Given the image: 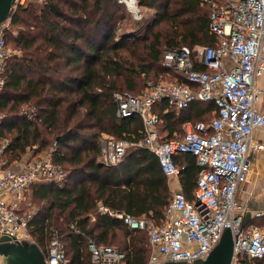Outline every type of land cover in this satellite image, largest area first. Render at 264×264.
I'll list each match as a JSON object with an SVG mask.
<instances>
[{
	"label": "trees",
	"instance_id": "16d2710c",
	"mask_svg": "<svg viewBox=\"0 0 264 264\" xmlns=\"http://www.w3.org/2000/svg\"><path fill=\"white\" fill-rule=\"evenodd\" d=\"M76 1L81 8L74 7L73 14L62 8L64 0H47L30 1L11 15L16 33H6L7 45L21 54L6 64L0 139H8L10 162L20 161L27 148H33L34 156L51 149L52 161L68 173L62 184L39 183L30 189L35 209L27 231L44 254L56 230L70 264H90V242L114 244L127 264H145L150 253L146 232L130 229L109 211L160 223L171 188L155 154L137 144L144 134L141 117L118 116L114 93L139 95L150 75L158 82L186 83L181 72L163 65V50L216 45L217 36L208 31L211 6L203 0H137L154 14L136 19L133 39L126 40L112 38L118 0ZM22 105L37 109L34 120L17 113ZM153 111L160 140H168L183 135L185 122L210 121L217 106L193 101L176 109L161 99ZM101 134L130 144L118 164L97 159ZM173 158L182 192L192 200L197 157L184 152ZM101 205L108 211H99ZM239 264H264V257H242Z\"/></svg>",
	"mask_w": 264,
	"mask_h": 264
},
{
	"label": "built area",
	"instance_id": "2783aa9c",
	"mask_svg": "<svg viewBox=\"0 0 264 264\" xmlns=\"http://www.w3.org/2000/svg\"><path fill=\"white\" fill-rule=\"evenodd\" d=\"M30 1L47 0H14L9 17L0 23V90L6 81L7 60L17 53L6 41L11 15ZM203 1L211 6L208 31L217 36L216 45L194 49L179 45L163 50V65L181 72L187 82L160 81L148 85L139 95L114 93L118 116L137 113L141 117L144 134L137 144L155 154L167 178L179 174L173 158L178 153L195 155L200 167L192 200L186 199L181 190L172 191L160 223L145 215L109 211L130 229L146 232L150 253L145 264H193L203 260L225 229L233 240L229 264H239L242 257H264V207L250 209L236 199L253 153L264 149V139L253 140L255 131H264V106H258L264 99V83H258L264 77V0ZM118 2L131 13L137 12L135 0ZM161 99L176 109L193 101H213L216 115L208 122H185L181 137L160 140L153 105ZM33 113L30 110L26 117L32 119ZM3 120L0 112V126ZM129 145L126 140L110 137L103 163L118 164ZM7 146L8 139H0V241L34 242L27 231L34 210L29 209L26 195L35 184H62L68 173L52 161L51 149L22 166L11 167L5 157ZM98 209L108 211L102 205ZM247 213L262 223L246 225ZM51 234L45 262L70 264L58 232L53 230ZM89 249L90 264H127L125 254L113 246L90 242Z\"/></svg>",
	"mask_w": 264,
	"mask_h": 264
},
{
	"label": "rangeland",
	"instance_id": "374dc122",
	"mask_svg": "<svg viewBox=\"0 0 264 264\" xmlns=\"http://www.w3.org/2000/svg\"><path fill=\"white\" fill-rule=\"evenodd\" d=\"M64 3L62 8L66 11H68L69 13L71 12L73 14V10L72 9H75L74 7H77V9L81 8V5L75 0H64ZM125 5V4H124ZM120 4L119 3V6L116 7V10H115V19L113 20L112 24H111V28H112V38L113 39H117V38H120L122 37L123 39H133V33H132V30H135V27H137L135 25V22H136V19H139L141 16H144V17H147L149 18L152 14H154V11L152 9H148V8H145V7H141V6H137V12L135 11V13H131L130 11H128L126 9V7ZM82 10V9H81ZM70 13V14H71ZM75 14H79V15H82L83 12H79V13H75ZM81 17V16H80ZM93 18L95 16H92ZM147 29L141 31L142 33H145L147 32L146 31ZM88 32L91 31L90 29V26L88 27L87 29ZM10 33L12 32L11 35L14 34V32L16 33L15 31V26H12L10 24L8 30H7V33ZM8 33V34H9ZM141 33V34H142ZM12 49H15L17 51V53H14V54H21V51L18 47L16 46H10ZM160 81H167L169 82L170 80L165 78V79H161L159 80ZM155 82H158L156 79L153 78L152 75L149 76V78H147V82L145 84V86L143 87H140L139 91L141 89H144L145 87H147L148 85H151V84H154ZM138 92V91H137ZM135 92V93H137ZM31 107H27L26 105H22L18 112L17 113H23V115L27 116L28 112L30 111ZM34 111V116L32 119H30L31 121L35 119V115H37V109H33ZM207 119V118H206ZM110 139V136L107 135V134H101L100 138H99V144H100V147H101V153L99 154V156L97 157L98 160L102 161L103 159V155L107 149V143H108V140ZM127 149V148H126ZM34 150L33 148L31 149H28L26 150V153L23 155V159L25 160H30L34 157H37L34 156ZM33 155V157H32ZM6 158H9V154L6 153L5 155ZM31 157V158H30ZM17 163V162H15ZM13 164V162H10L9 161V165L11 166ZM11 167H14V166H11ZM18 168V167H17ZM176 177H170L168 178V181H176ZM26 201L29 203V209H35L34 206L32 205L31 203V199H30V194L27 195L26 197ZM109 245H112L113 247H115L114 244H109Z\"/></svg>",
	"mask_w": 264,
	"mask_h": 264
},
{
	"label": "water",
	"instance_id": "95a60500",
	"mask_svg": "<svg viewBox=\"0 0 264 264\" xmlns=\"http://www.w3.org/2000/svg\"><path fill=\"white\" fill-rule=\"evenodd\" d=\"M13 2L14 0H0V23L9 17ZM99 162L103 163V161ZM2 240L0 241V252L8 264H47L44 259L45 254L35 242L11 243ZM232 251V235L228 229H225L219 243L210 251L206 258L193 264H229L232 258ZM164 264L189 263L166 262Z\"/></svg>",
	"mask_w": 264,
	"mask_h": 264
},
{
	"label": "crops",
	"instance_id": "0c3cea01",
	"mask_svg": "<svg viewBox=\"0 0 264 264\" xmlns=\"http://www.w3.org/2000/svg\"><path fill=\"white\" fill-rule=\"evenodd\" d=\"M135 2H136V8L137 6H141L137 0H135ZM258 83L259 85H263L264 77L262 79H259ZM258 106L259 107L264 106V99L261 103L258 104ZM263 139H264V131L262 129L255 131V133L253 134V140L261 141ZM27 161L28 160L22 158L20 161H15L17 163L13 162L11 166L14 167L22 166ZM176 178H177L176 181H171V182L169 181L171 192L174 190L182 191L181 184L179 181V174L176 176ZM263 187H264V149L255 151L253 153L250 170L247 174L246 179L241 183V185L239 186L236 192V199L240 203L249 207L250 209L263 208L264 207V195L262 193ZM28 194H30V191L29 193H27V195ZM245 218H246L245 224L246 223L250 224L253 222L254 223L259 222L260 224L261 221V220L253 219L250 213H247ZM0 264H8L1 252H0Z\"/></svg>",
	"mask_w": 264,
	"mask_h": 264
},
{
	"label": "bare ground",
	"instance_id": "6f19581e",
	"mask_svg": "<svg viewBox=\"0 0 264 264\" xmlns=\"http://www.w3.org/2000/svg\"><path fill=\"white\" fill-rule=\"evenodd\" d=\"M136 9H135V7H134V11H135Z\"/></svg>",
	"mask_w": 264,
	"mask_h": 264
}]
</instances>
